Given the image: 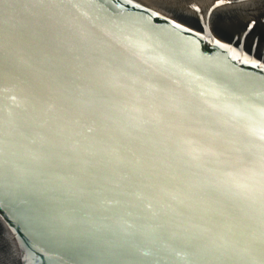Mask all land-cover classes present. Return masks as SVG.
<instances>
[{
    "label": "water",
    "instance_id": "95a60500",
    "mask_svg": "<svg viewBox=\"0 0 264 264\" xmlns=\"http://www.w3.org/2000/svg\"><path fill=\"white\" fill-rule=\"evenodd\" d=\"M262 179L264 0H0V264H264Z\"/></svg>",
    "mask_w": 264,
    "mask_h": 264
},
{
    "label": "snow or ice",
    "instance_id": "6c2138e0",
    "mask_svg": "<svg viewBox=\"0 0 264 264\" xmlns=\"http://www.w3.org/2000/svg\"><path fill=\"white\" fill-rule=\"evenodd\" d=\"M154 15H159V12H154ZM179 27V25H177ZM252 198L258 202L262 209H264V179L260 182V188L252 193Z\"/></svg>",
    "mask_w": 264,
    "mask_h": 264
}]
</instances>
